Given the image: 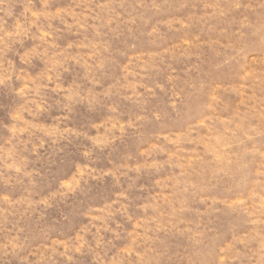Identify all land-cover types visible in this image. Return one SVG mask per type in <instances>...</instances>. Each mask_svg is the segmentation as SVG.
Instances as JSON below:
<instances>
[{
  "label": "rangeland",
  "instance_id": "1",
  "mask_svg": "<svg viewBox=\"0 0 264 264\" xmlns=\"http://www.w3.org/2000/svg\"><path fill=\"white\" fill-rule=\"evenodd\" d=\"M0 264H264V0H0Z\"/></svg>",
  "mask_w": 264,
  "mask_h": 264
}]
</instances>
